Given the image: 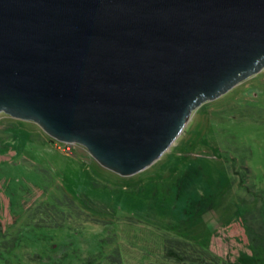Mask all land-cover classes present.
Returning a JSON list of instances; mask_svg holds the SVG:
<instances>
[{"label":"water","instance_id":"water-1","mask_svg":"<svg viewBox=\"0 0 264 264\" xmlns=\"http://www.w3.org/2000/svg\"><path fill=\"white\" fill-rule=\"evenodd\" d=\"M264 68V0H0V112L135 174Z\"/></svg>","mask_w":264,"mask_h":264},{"label":"rangeland","instance_id":"rangeland-1","mask_svg":"<svg viewBox=\"0 0 264 264\" xmlns=\"http://www.w3.org/2000/svg\"><path fill=\"white\" fill-rule=\"evenodd\" d=\"M0 155V194L14 209L28 186L44 189L47 200L64 193L76 202L66 209L65 227L48 232L55 242L72 229L81 235V256L106 241L104 253L117 248L121 264H158L160 238L204 244L248 203L242 184L264 190V68L203 102L171 146L129 176L101 166L82 145L58 142L33 121L4 112Z\"/></svg>","mask_w":264,"mask_h":264},{"label":"trees","instance_id":"trees-1","mask_svg":"<svg viewBox=\"0 0 264 264\" xmlns=\"http://www.w3.org/2000/svg\"><path fill=\"white\" fill-rule=\"evenodd\" d=\"M3 158L0 155V162ZM241 169L237 173L245 176L247 168ZM242 185L249 195L243 198L248 203L235 212L225 228L204 244L175 236L160 238L155 254L163 260L158 264H264V190ZM74 206L76 202L64 193L60 198L47 200L44 189L28 186L22 192L18 211L10 198L1 193L0 264H121L117 248L113 253H104V245L109 244L106 241L95 242L88 249L89 254L81 256L82 249L76 243L81 236L78 232L68 229V235L59 243L48 235L65 227L70 215L66 209ZM75 244L72 253H68Z\"/></svg>","mask_w":264,"mask_h":264}]
</instances>
